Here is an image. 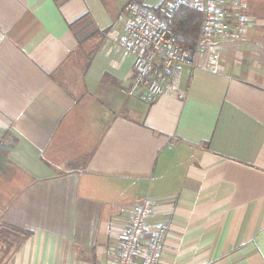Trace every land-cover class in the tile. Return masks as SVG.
I'll return each mask as SVG.
<instances>
[{
  "label": "crops",
  "instance_id": "obj_1",
  "mask_svg": "<svg viewBox=\"0 0 264 264\" xmlns=\"http://www.w3.org/2000/svg\"><path fill=\"white\" fill-rule=\"evenodd\" d=\"M128 1L0 0L2 263L116 264L148 195L157 264H264L263 0L151 103L116 42Z\"/></svg>",
  "mask_w": 264,
  "mask_h": 264
},
{
  "label": "built area",
  "instance_id": "obj_2",
  "mask_svg": "<svg viewBox=\"0 0 264 264\" xmlns=\"http://www.w3.org/2000/svg\"><path fill=\"white\" fill-rule=\"evenodd\" d=\"M180 6L200 15L192 46L168 25ZM247 10L248 0H165L154 7L129 0L119 16L123 27L116 42L132 57L131 70L145 87V101L151 103L160 96L168 81L179 75L181 65L195 66L197 55L205 49L245 38L252 22ZM218 57L216 52L212 60ZM153 203L148 195L136 199L115 246L116 264H157L168 226L149 223Z\"/></svg>",
  "mask_w": 264,
  "mask_h": 264
},
{
  "label": "trees",
  "instance_id": "obj_3",
  "mask_svg": "<svg viewBox=\"0 0 264 264\" xmlns=\"http://www.w3.org/2000/svg\"><path fill=\"white\" fill-rule=\"evenodd\" d=\"M199 24V13L194 9L183 6H180L168 21V25L183 38V42H185L186 45L190 46L195 44ZM23 233L28 234V232ZM3 259L4 258H0V264H3Z\"/></svg>",
  "mask_w": 264,
  "mask_h": 264
},
{
  "label": "rangeland",
  "instance_id": "obj_4",
  "mask_svg": "<svg viewBox=\"0 0 264 264\" xmlns=\"http://www.w3.org/2000/svg\"><path fill=\"white\" fill-rule=\"evenodd\" d=\"M263 3H264V0H263ZM255 7L257 6V4L254 5ZM262 14L264 15V7H261L260 8ZM249 12V8L247 10V13ZM10 237L7 236V235H0V251H3L5 254L3 256H1L0 258H4L8 252L10 251V249H12L14 247V242L15 240L11 239V242H10Z\"/></svg>",
  "mask_w": 264,
  "mask_h": 264
}]
</instances>
